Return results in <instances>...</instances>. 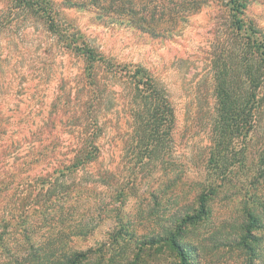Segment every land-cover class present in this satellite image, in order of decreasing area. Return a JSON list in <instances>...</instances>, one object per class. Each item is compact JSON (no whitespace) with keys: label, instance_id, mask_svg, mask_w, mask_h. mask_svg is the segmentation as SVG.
I'll return each instance as SVG.
<instances>
[{"label":"rangeland","instance_id":"obj_1","mask_svg":"<svg viewBox=\"0 0 264 264\" xmlns=\"http://www.w3.org/2000/svg\"><path fill=\"white\" fill-rule=\"evenodd\" d=\"M20 1L0 0V112L4 115L11 110L14 112V117H5L8 128L14 129L23 113L33 110L36 114L37 108L49 113L61 97L68 99L69 112L63 119L64 125L69 117L70 121L79 122L82 115L78 109H73L77 106L73 100L77 94L82 98L87 95V92L85 96L79 92L76 86L82 80L83 56L59 42L46 29L48 24L27 17L25 13L31 14L30 11L12 12ZM50 1L64 32L91 45L109 65L144 68L171 104L174 115L171 141L163 143L165 150L153 161L157 166L149 164L139 169V178L119 209L122 222H130V229L139 234L160 215L173 210L172 202L182 201L181 196L170 193L172 187L166 184L173 182L180 163H187L183 153L195 161L202 147L208 144L215 108V71L228 70L235 81L242 70L239 57L242 44L238 38L249 33L252 38L264 40V0H238L240 4L235 10L230 0H159L161 14L153 9V3L141 0ZM130 3L134 4V12L118 11L119 7H129ZM173 6L177 13L170 12ZM152 12L155 17H151ZM237 19L243 22L240 29H237ZM248 27H252V31ZM103 70L104 66H96L102 77L98 81L99 89L107 95L97 108L100 122L105 123L104 133L98 139L102 155L91 167L92 175L84 172L77 175L78 180L83 178V183L96 178V184L91 185L95 193L85 206L91 209L89 213L96 227L88 233L70 237L69 245L85 251L96 248V259L100 250V264H180L166 243L141 246L136 245L132 237L129 241L120 239L109 245V237L119 221L116 212L108 211L113 194L108 185L99 183L96 169L100 165L112 169L119 165L126 182L129 177L123 174L131 170L139 154L127 150L125 144L126 133L130 134L131 127L126 122L127 106L119 97L125 92L124 86H119L123 79L118 82L117 75L105 74ZM69 89L71 94H68ZM98 93L96 90V96ZM60 103L56 106L58 109H61ZM259 115L258 125L262 129L264 109ZM61 128L64 130L62 139L69 143L73 130ZM119 134L124 137L120 138ZM25 135H28L27 128L19 132V136L24 138ZM164 167L165 171L160 172ZM229 185L220 186L210 195L208 213L200 221L183 224L179 241L189 250L185 264H264V226L257 232L261 239L251 241L248 249L235 242L238 226L233 221L238 215L237 204L242 194L233 193ZM151 193L158 196V203H153ZM188 197V201L191 200L192 194ZM188 209L181 208L179 212L185 215L192 211ZM92 259L94 256L87 258Z\"/></svg>","mask_w":264,"mask_h":264},{"label":"trees","instance_id":"obj_2","mask_svg":"<svg viewBox=\"0 0 264 264\" xmlns=\"http://www.w3.org/2000/svg\"><path fill=\"white\" fill-rule=\"evenodd\" d=\"M141 1L153 3V9L160 12L159 0ZM229 2L234 10L238 9V0ZM133 7L134 4L130 3L129 7H119L118 11L134 12ZM175 9L173 6L170 12L177 13ZM11 10L16 13L18 10L30 11L31 14L25 13L27 17L48 24L46 29L59 42L83 56L82 80L76 86L79 92L84 96L87 92V95L86 98L75 95L73 102L78 107L73 106V109H78L82 118L76 122L73 117L70 121L69 117L65 125L63 119L69 112L67 98H57L58 102L52 105L49 113L45 114L38 108L36 114H33V110L23 113L14 129L8 128L5 118L14 117V112L11 110L7 115L0 112V264L101 262L100 250L96 259V248L85 251L69 245L70 237L88 233L96 227L92 223L90 208H85L87 200L95 193L91 185L96 184V178L83 183V178L79 177L78 180L77 175L83 172L92 175L91 167L102 155L98 139L104 133L105 123L100 122L97 108L107 99V95H103L102 89H99L98 81L102 77L96 71L97 65L104 66L105 74L117 75L118 82L123 79L118 85L124 86L125 92L120 93L119 97L125 101L126 122L131 127L130 134L126 133L125 144L127 150L139 154L131 170L123 174L129 177L126 182L119 165L114 169L100 165L96 169L99 183L108 185L113 194L108 211L116 212L119 221L109 237V245L120 239L129 241L132 237L134 243L141 246L166 243L177 255L180 264L188 263L189 250L179 241L185 226L183 224L200 221L208 213L210 195L225 184H230L233 193L242 194L237 204L238 215L233 221L238 226L235 242L248 249L251 241L261 239L257 232L264 226V128L261 129L258 124L261 120L259 114L264 109V40L252 38L249 33L238 38L243 49L239 54L242 70L235 81L228 70L215 71V108L208 144L202 147L200 157L195 161L183 153L187 163H180L173 182L166 184L168 188L172 187L170 193L181 196L182 201L172 202V206H175L173 210L166 211L150 223L148 229L136 234L130 229V222H122L119 209L139 178V169L149 164L157 166L153 161L165 150L163 143L171 141L174 115L166 94L144 68L138 66L129 69L114 63L109 65L105 62L106 58L91 45L77 41L75 36L64 32L55 18L50 0H21ZM237 23V29H240L242 20L237 19ZM248 28L250 31L253 29ZM254 46V49H250ZM96 90L99 91L97 96ZM68 92L71 94V89ZM58 103L61 109L56 107ZM61 126L73 130L69 143L62 139L64 130ZM25 128L28 135L23 138L19 132ZM260 129L262 132L258 133ZM253 136L257 138L253 139ZM12 159L16 162L10 161ZM153 193L151 198L155 204L158 203V196ZM190 194L192 197L188 201ZM181 208H189L188 211L191 208L192 211L182 215L179 212ZM91 252H95V255H89ZM93 256L94 259L87 260Z\"/></svg>","mask_w":264,"mask_h":264}]
</instances>
